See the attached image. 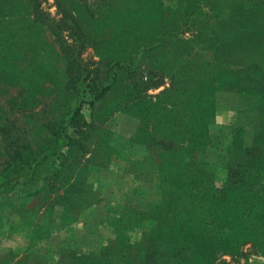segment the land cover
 <instances>
[{
  "label": "trees",
  "instance_id": "trees-1",
  "mask_svg": "<svg viewBox=\"0 0 264 264\" xmlns=\"http://www.w3.org/2000/svg\"><path fill=\"white\" fill-rule=\"evenodd\" d=\"M30 1L33 4L28 6L22 0H0V87L16 90L8 101H29L41 95L53 97L54 108L62 97L67 108L54 110L47 121L55 139L53 148L33 154L36 161L28 174L23 170V152L13 150L11 160L20 167L0 182V197L14 191L20 197L40 194L38 166L64 149L60 154L63 166L55 177L63 179V193L75 189L53 203L61 209L60 222L65 227L73 224L79 212L96 203L88 191L92 186L81 190L77 174L84 178L89 167H98L96 149L102 156L115 152L109 150L108 141L102 145L92 140L93 123L84 124L81 109L103 100L115 81L114 72L124 69L137 78L135 89H125L104 110L121 111L139 120L140 126L128 142L147 150L140 160V176L157 189L156 198L141 209L120 207L107 223L113 239L96 255L73 253L75 258L67 263L214 264L220 256H235L246 244L264 259V0H199V16L191 12L184 15L183 22H176L178 16L168 22L160 0H68L71 12L64 10L66 20L53 30L46 26L49 20L42 12L30 8L40 2ZM54 2L59 7L60 0ZM226 8L229 14L219 19ZM56 29L66 34L75 57L84 45H90L88 30L93 44L102 43L103 49L96 53L105 62L108 84L90 92L83 65L78 63L69 76L68 62L61 61V48L49 57L45 32L55 40ZM187 33L191 35L183 38ZM168 38L179 42L163 45ZM161 46L165 49L160 54ZM107 47H111L109 51ZM148 52L156 55L147 64L152 69L135 72L138 68L133 60L145 58L143 54ZM118 54L120 60L113 58ZM129 67L133 70L127 71ZM152 71L160 74V85L163 76L169 85L150 97L146 90L157 86L149 84L156 76ZM222 94L227 96L224 106H238L235 112L256 109L258 123L245 129L249 138L238 125L231 126L229 144L216 151L211 126L222 109L217 98ZM9 122L4 118L0 124V145L12 147ZM44 130L49 131L47 125ZM89 139L90 148L86 146ZM104 161L108 164L105 157ZM131 164L126 160V165ZM20 179L26 187L16 190L15 181ZM44 225L43 234L32 233L33 245L48 237L50 224L46 221ZM130 229L140 231L134 243L127 236Z\"/></svg>",
  "mask_w": 264,
  "mask_h": 264
},
{
  "label": "rangeland",
  "instance_id": "rangeland-1",
  "mask_svg": "<svg viewBox=\"0 0 264 264\" xmlns=\"http://www.w3.org/2000/svg\"><path fill=\"white\" fill-rule=\"evenodd\" d=\"M22 1L28 6L33 4L30 0ZM36 1L40 2L38 7L30 8L35 12H42L41 14L49 20L45 22L50 29L53 30L55 24H61L66 20L62 12L64 10L70 11L68 0H60L59 7L56 6L54 0ZM204 4H201V6L205 7ZM160 6L162 11L166 13L168 22H171L176 16H178L176 22H183L184 15L191 12L192 15L199 16L196 10L197 6H199V0H160ZM26 8L30 10L29 7ZM207 11L210 13L209 9ZM222 11L223 13L218 15L221 20L229 14L228 8ZM175 12L178 14L174 15ZM36 13L38 14L39 12ZM72 16L77 23L82 24V21L74 14ZM32 19V16L28 18L30 22ZM168 26L171 27L172 25ZM42 29L44 31L46 28ZM106 31H104V34ZM54 32L57 34V39L55 40L48 31L45 32L44 48L47 52L49 51V57L51 54L53 56V50L60 53L59 48H61L60 54L64 55L61 61L63 64L64 61L68 62L66 71L69 76L77 68L78 63L83 65L88 73L85 85L89 87L90 92H95L98 88L108 84L105 62L100 61L96 53V51L100 50L99 48L103 49L102 43L93 44V38L89 30L90 45H84L76 57L69 49L71 42L66 34L61 33L57 29ZM190 35L191 33L184 34L183 38H188ZM253 38L257 37L253 36ZM178 42L179 40L175 41L168 38L164 43L163 41L161 43L165 46H170V44H178ZM110 48L107 47L106 51H109ZM164 49L165 47H160V54ZM112 56L118 60L122 58L121 54ZM143 57L145 58L137 56V60H133L136 68H138L134 69L135 72H144L152 69V67L147 68V64L156 59V55L148 52L143 54ZM132 70L133 68L129 67L127 71ZM155 75L149 84L156 83L157 86L151 87L145 92L150 97L159 94L160 91L169 85L166 76H163L160 85V74L155 72ZM114 76L115 81H112L111 88L104 95L103 100L94 103L91 108L83 106L81 109L84 124L93 123L92 140L102 145L105 141H108L109 150L112 149L115 152L114 155L102 156L100 149H96L95 162L98 167H89L84 178L83 175L77 174L81 181V190H85V185L92 186L88 191H91L96 203L79 212L73 224L65 227L60 222L61 209L53 203L58 197H68L73 194V189L75 188H69V193H63L64 189H66V186L62 185L63 179L55 177L63 166L60 154H63L65 150H59L47 160L42 161L38 166V170L41 173L40 179H42V192L40 194L20 197L14 191L10 195L0 197V264H68V260L74 257L73 253L96 255L101 247H104L106 243L113 239L107 223L114 219L115 213L120 207L141 209L147 202L156 198L157 189L152 184L142 181L140 176L141 170L139 166H142L140 160L145 155L144 151L147 152V150H145L143 145L128 142V139L135 136L136 130L140 126L139 120L121 111L109 113L104 110H108L120 94L123 95L126 90L135 89L132 86L137 82V78L124 69L115 71ZM138 89H141V86ZM15 95V89L0 87V116L2 118L0 124L3 123L4 118L10 121L11 125H6H10L9 130L12 137V147L5 143L0 145V182L9 178L20 167L18 162L11 160V155L15 152L13 151L14 149L18 148L24 154V157L21 156L25 174L30 172L36 161L33 154L42 148L52 150L55 139L52 138L53 132L50 133L51 126L47 124V121L55 114V111H65L67 108L63 105V103L67 102L61 101L62 97L57 99L58 103L53 108V97L46 96L42 98L40 95L29 101H25L22 98L8 101L11 97L14 98ZM217 98L218 103L222 106L227 96L222 94L218 95ZM85 99L88 100L89 95H86ZM235 105L234 103V107L231 105L227 108L223 104L225 109L223 110L222 106V109L216 113L214 123L211 126L213 140L217 145L215 147L216 151H220V147L223 148V146L229 144V130L231 126L233 127L230 122L232 116H234L235 109H238V106L235 108ZM257 123L258 118L253 125H238L239 127L237 128H242L243 130L251 129ZM46 125L49 130L47 132L44 130ZM246 132L248 130H245L243 136L245 135L246 138H249V134ZM49 137L50 140L48 139ZM86 146H89V148L93 146L90 139ZM30 150L34 151L31 156L28 153ZM20 151H17V153ZM87 157L88 154L84 158ZM104 157L108 164L105 163ZM126 160L132 162V164L126 165ZM101 166L103 168H100ZM72 172V175L75 176L77 169H72ZM15 182L16 190L26 187L22 179ZM46 221L50 224L48 237L33 245L32 241H30L32 233L41 231L43 234ZM139 234L140 231L137 229L127 231V236L131 243H134L139 238ZM214 264H264V259L255 253L251 245L246 244L235 256H220Z\"/></svg>",
  "mask_w": 264,
  "mask_h": 264
},
{
  "label": "crops",
  "instance_id": "crops-1",
  "mask_svg": "<svg viewBox=\"0 0 264 264\" xmlns=\"http://www.w3.org/2000/svg\"><path fill=\"white\" fill-rule=\"evenodd\" d=\"M257 110L253 108H244L236 111L230 124L240 126H250L257 120Z\"/></svg>",
  "mask_w": 264,
  "mask_h": 264
}]
</instances>
